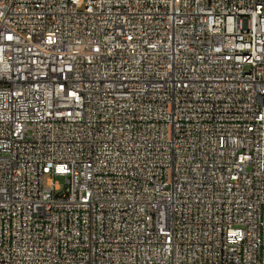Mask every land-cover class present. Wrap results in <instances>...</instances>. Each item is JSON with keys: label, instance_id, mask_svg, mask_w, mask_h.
I'll return each mask as SVG.
<instances>
[{"label": "built area", "instance_id": "obj_1", "mask_svg": "<svg viewBox=\"0 0 264 264\" xmlns=\"http://www.w3.org/2000/svg\"><path fill=\"white\" fill-rule=\"evenodd\" d=\"M0 264H264V0H0Z\"/></svg>", "mask_w": 264, "mask_h": 264}, {"label": "bare ground", "instance_id": "obj_2", "mask_svg": "<svg viewBox=\"0 0 264 264\" xmlns=\"http://www.w3.org/2000/svg\"><path fill=\"white\" fill-rule=\"evenodd\" d=\"M235 63L240 66V70H253L255 66V52L251 47H239L235 51Z\"/></svg>", "mask_w": 264, "mask_h": 264}, {"label": "rangeland", "instance_id": "obj_3", "mask_svg": "<svg viewBox=\"0 0 264 264\" xmlns=\"http://www.w3.org/2000/svg\"><path fill=\"white\" fill-rule=\"evenodd\" d=\"M56 181L58 182V184H59L62 188L65 187V185H66V179H65V178H63V177H58V178L56 179Z\"/></svg>", "mask_w": 264, "mask_h": 264}]
</instances>
